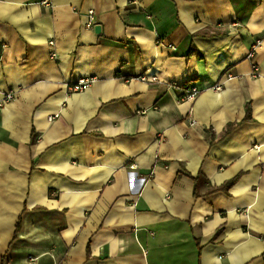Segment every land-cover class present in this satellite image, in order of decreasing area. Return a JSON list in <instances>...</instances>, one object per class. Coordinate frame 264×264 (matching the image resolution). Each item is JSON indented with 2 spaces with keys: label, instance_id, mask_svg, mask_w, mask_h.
<instances>
[{
  "label": "crops",
  "instance_id": "0c3cea01",
  "mask_svg": "<svg viewBox=\"0 0 264 264\" xmlns=\"http://www.w3.org/2000/svg\"><path fill=\"white\" fill-rule=\"evenodd\" d=\"M0 264H264V0H0Z\"/></svg>",
  "mask_w": 264,
  "mask_h": 264
},
{
  "label": "built area",
  "instance_id": "2783aa9c",
  "mask_svg": "<svg viewBox=\"0 0 264 264\" xmlns=\"http://www.w3.org/2000/svg\"><path fill=\"white\" fill-rule=\"evenodd\" d=\"M95 25L94 23V19H93V12L92 11H89L88 14H87V22L85 24V27L86 28H93ZM50 45H52V42L50 43ZM259 46V41H256L255 44L251 47L248 55H247V58L248 59H251L253 58V53L255 51V49ZM55 54L52 52L51 53V57H54ZM251 70H252V74L253 76H257V67L253 64L251 66ZM227 79H231L232 76L231 75H227L226 76ZM136 80H145L144 76H139V77H136L135 78ZM92 83V79H89V78H82L80 80H78L77 82H75L74 85L70 86L69 87V90L72 92V93H76V92H81L83 90H85L87 87H89V85ZM221 84L218 83L214 86H212V90L213 91H220L221 90ZM183 89L185 91V94H184V100H193L199 93V89L195 86V85H192V84H185L183 86ZM13 99V94L12 93H7L3 96V102H8L10 100Z\"/></svg>",
  "mask_w": 264,
  "mask_h": 264
},
{
  "label": "trees",
  "instance_id": "16d2710c",
  "mask_svg": "<svg viewBox=\"0 0 264 264\" xmlns=\"http://www.w3.org/2000/svg\"><path fill=\"white\" fill-rule=\"evenodd\" d=\"M248 116H249V110H248V106H247V108H246V118H245V119H249ZM229 128H231L230 125L228 126L227 130H229ZM230 184H231V182H229V183L223 185V186L221 187V189H225V188H227Z\"/></svg>",
  "mask_w": 264,
  "mask_h": 264
},
{
  "label": "water",
  "instance_id": "95a60500",
  "mask_svg": "<svg viewBox=\"0 0 264 264\" xmlns=\"http://www.w3.org/2000/svg\"><path fill=\"white\" fill-rule=\"evenodd\" d=\"M94 31H95L96 33H98V32H99V27L96 26V27L94 28Z\"/></svg>",
  "mask_w": 264,
  "mask_h": 264
}]
</instances>
